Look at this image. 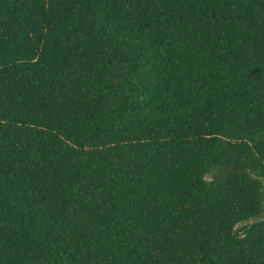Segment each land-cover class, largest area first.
I'll list each match as a JSON object with an SVG mask.
<instances>
[{
	"label": "trees",
	"instance_id": "1",
	"mask_svg": "<svg viewBox=\"0 0 264 264\" xmlns=\"http://www.w3.org/2000/svg\"><path fill=\"white\" fill-rule=\"evenodd\" d=\"M0 264H264V0H0Z\"/></svg>",
	"mask_w": 264,
	"mask_h": 264
}]
</instances>
